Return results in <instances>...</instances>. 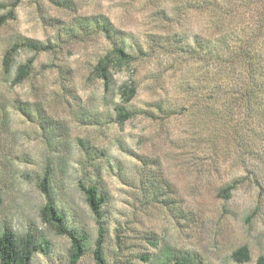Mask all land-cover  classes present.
Returning <instances> with one entry per match:
<instances>
[{"label":"rangeland","instance_id":"obj_1","mask_svg":"<svg viewBox=\"0 0 264 264\" xmlns=\"http://www.w3.org/2000/svg\"><path fill=\"white\" fill-rule=\"evenodd\" d=\"M234 1L252 14L263 2ZM223 2L0 0L11 17L0 27V233L29 231L44 250L31 264H70L69 238L40 217L45 170L66 226L84 238L76 264H96L99 233L80 185L104 198V264H264V99L244 121L214 96L212 14ZM263 44L264 33L256 53ZM118 46L132 59L109 69L106 89L92 70ZM12 47V76L31 64L16 85L2 67ZM126 83L136 94L123 105ZM119 106L133 112L121 124ZM242 247L246 260L233 255Z\"/></svg>","mask_w":264,"mask_h":264},{"label":"trees","instance_id":"obj_2","mask_svg":"<svg viewBox=\"0 0 264 264\" xmlns=\"http://www.w3.org/2000/svg\"><path fill=\"white\" fill-rule=\"evenodd\" d=\"M225 6L218 8L219 4H215L212 14V26L216 29V34L213 35L214 46V60L213 65L219 67V70L214 72V96L220 94L228 105L226 116L232 117L233 112L236 111V116H243V120L254 118L256 113L254 107L262 104L264 99V44L259 47V53L255 47V43L259 41L264 33V0L260 10L250 12V10H243L237 6L234 0H222ZM233 1V2H232ZM253 1V0H252ZM54 3H59L56 1ZM235 3V6H234ZM230 7L231 13L228 10ZM2 7L0 6V10ZM215 12V13H214ZM230 13V14H229ZM247 14L250 18L239 19L240 16ZM239 16V17H238ZM10 14H0V27L10 19ZM238 19V20H237ZM225 20L227 21L228 28L224 26ZM106 30V29H104ZM108 30V29H107ZM198 40L197 46L202 48L201 36ZM238 37H243L245 40H240ZM21 46L28 47L33 50L39 51L36 46L31 44H22ZM231 46V47H230ZM230 47V48H229ZM13 48L6 51L3 56L2 67L3 73L7 77H12V84L16 85L21 83L30 72V62L19 65L12 76V56ZM235 48L234 50H231ZM223 51L226 53L225 57L220 56ZM131 55L128 54L123 47H114L110 52L105 54L98 60L93 67L92 75L102 80L105 88H109L111 82V75L109 69L112 67L121 68L127 66L131 62ZM238 65L242 67L238 68ZM238 71L236 70V67ZM221 68V69H220ZM223 73V75H222ZM217 79H220L217 81ZM225 79V80H223ZM233 81V83H232ZM224 84V86H222ZM136 94V88L132 84H124L120 90V98L123 105L132 101ZM232 108V109H231ZM116 116L118 121L123 123L126 119L130 118L133 112L126 111L124 106H119L116 109ZM264 114V112H262ZM242 124V123H241ZM242 131H246V127L242 124ZM236 137L240 138L241 134L235 130ZM50 173L45 170L42 180L39 183V189L44 197V205L40 210L41 219L51 227L56 234L66 236L70 240V264H76L84 254V238L76 235L73 231L69 230L66 226L63 214L57 209L50 190ZM85 196V200L91 213L94 216L95 223L98 226V238L95 242L94 260L96 264H104L102 252V237L103 227L101 224V207L104 198L98 194L95 186L83 187L79 186ZM234 185L231 184L221 190L227 197ZM44 251L40 243L29 232L17 235L11 228L5 227L0 233V264H31L34 253ZM234 257L244 260L248 258L247 248L242 247L234 254ZM176 264H193L191 260L183 259Z\"/></svg>","mask_w":264,"mask_h":264}]
</instances>
